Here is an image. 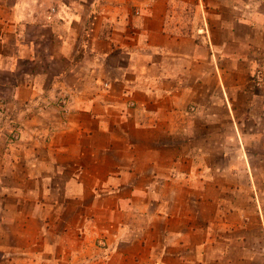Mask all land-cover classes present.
Instances as JSON below:
<instances>
[{
    "label": "crops",
    "instance_id": "obj_1",
    "mask_svg": "<svg viewBox=\"0 0 264 264\" xmlns=\"http://www.w3.org/2000/svg\"><path fill=\"white\" fill-rule=\"evenodd\" d=\"M226 6L0 0V264H264V0Z\"/></svg>",
    "mask_w": 264,
    "mask_h": 264
},
{
    "label": "rangeland",
    "instance_id": "obj_2",
    "mask_svg": "<svg viewBox=\"0 0 264 264\" xmlns=\"http://www.w3.org/2000/svg\"><path fill=\"white\" fill-rule=\"evenodd\" d=\"M199 2V1H198ZM228 0H204V6H212V7H218V8H222V9H226ZM195 3H197V0H188V5L190 6H195ZM224 38V34L223 33H219V39H223ZM223 66L227 65V61H224ZM243 68V65L241 66ZM262 68L260 66H258L256 73L254 74V78H252V81L250 84L253 85V91H256L258 93L262 94L261 99L257 98L258 103H262V99H264V79L262 78ZM226 82L228 84H241V85H245V83L247 85H249V82L247 83V80L245 79V75L243 73H236L234 76L230 75ZM244 87H241L239 89H237L236 91V103L239 105H245L250 96H248L247 93H245L244 91ZM237 117L240 120H246L248 121V123H251L252 121L255 123H258L259 121H262L264 123V113L263 112H253V113H249L247 111H238L237 112ZM252 120V121H251ZM253 126V125H252ZM257 132H259V127L254 128ZM261 141V142H260ZM264 139L262 138L261 140H254V144L250 145V152H251V158H252V165L253 167H255V169H258L260 167H262L264 165V143H263ZM260 177H257L258 181H259ZM256 214H253L252 216V220L253 222H257L258 218L255 216ZM252 235H259V227L257 226H253L252 227Z\"/></svg>",
    "mask_w": 264,
    "mask_h": 264
},
{
    "label": "built area",
    "instance_id": "obj_3",
    "mask_svg": "<svg viewBox=\"0 0 264 264\" xmlns=\"http://www.w3.org/2000/svg\"><path fill=\"white\" fill-rule=\"evenodd\" d=\"M106 85V84H105Z\"/></svg>",
    "mask_w": 264,
    "mask_h": 264
}]
</instances>
